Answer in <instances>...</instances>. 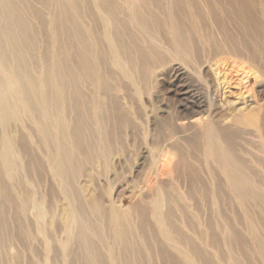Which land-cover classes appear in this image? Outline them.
Listing matches in <instances>:
<instances>
[{"label": "bare ground", "instance_id": "bare-ground-1", "mask_svg": "<svg viewBox=\"0 0 264 264\" xmlns=\"http://www.w3.org/2000/svg\"><path fill=\"white\" fill-rule=\"evenodd\" d=\"M116 1L117 3L113 0H76L77 8L71 9L72 14L76 15V21L71 15L69 17L66 14L65 9L59 8L57 11L61 19H68L70 24L73 25L71 34L81 49L89 47L87 43V30H91L98 37L100 48L94 41L90 44L94 55L89 57V54L84 52H81L79 55H82L81 62L83 63L88 62L85 55L90 59L89 62L93 65L92 85L100 86L97 91L95 90V101L97 103L93 104L94 107L92 109V132L95 136L91 151L94 155H97L96 159L104 161L105 165H107L108 156L110 155L109 146L113 145L116 139L113 137L115 140H111L109 136L111 128L106 125L108 123L102 124L101 117L104 118L105 114H112L114 117L116 115L114 112L111 113L108 102L117 101V98L111 93L112 90L116 89V86L125 90L123 87L124 80L120 74L136 90L137 85L136 77L134 76L133 60L131 59L132 55L140 60L141 79H145L153 72L154 67L164 60L162 53H157V51H151V58H148L141 49L143 46L138 43L139 41L135 39V36L131 35L128 29L124 31L120 26L122 21L127 20L130 23L133 22L141 26L142 30L149 33L148 29L150 28H147L144 24L143 18L138 11L139 7H145L143 4L145 0ZM64 2L71 4L69 0H65ZM86 17H89V23H86ZM8 27L11 32H5V34L11 37L12 30L10 26ZM135 27L137 26L135 25ZM168 29L172 42L177 46V49H173L176 57L174 58L176 60L181 58L178 60L179 62H175L173 70L181 76L186 75L187 82L185 88V91H187L185 97L187 104L185 103L184 108L176 112V118L187 119L188 123L180 125L176 123V126L169 125L166 135L159 136L157 141H151V144L156 147L158 152L164 148H168L175 157L171 159L161 153L156 154L153 152V148L149 149V162L147 163L149 170L147 169L148 174L146 175L151 174L153 176H146V179L142 178L144 179L145 188L139 190L137 181H140L141 176L139 172H136L137 176L134 173L131 174L130 187L132 188L127 195L131 202L126 207H123V204H121L122 199H105L100 183H96L98 186L96 187V191L94 189L95 195L89 194L85 186L78 184L81 166L77 163V159L80 152L76 154L75 151H72L74 150V145L71 138L67 137L72 134V131L69 130L65 113L68 88L72 87H68L65 84L60 88V91L56 90L58 82L57 76L53 72L50 75L47 73L31 74L24 81L18 76V72L14 66H9L7 61L5 62L0 56V72L2 69L4 73H9L5 78L0 75V165L5 170V175L7 176L5 183L7 180L14 179L15 172L12 173L13 167L11 161L8 159V155L12 145L14 143L16 146L18 145L16 142L18 143V137L20 136L19 125L16 123L17 119L15 118L14 120V116L18 115V113L29 111L32 120L38 124V132L33 130L32 134L34 137L36 134L38 139L39 135H41V138L47 141L45 145L47 147L49 145L48 148L51 150L49 162L52 164L50 172L56 178V183L60 186L62 185V195H67L64 201L66 207L62 210L61 218H65L66 229L71 231V234L67 235L68 238H66L63 244H60L63 249L62 255L60 254L59 256V254L50 250L45 259L42 260L40 258V261H43L42 264H54L60 258L63 264H156V259L160 261V264H164V262H168L169 264H212L213 260L205 247L199 245L198 241L195 242L198 239L202 242L205 235L202 237L201 232H196L199 229H196L197 225L194 226L196 222L194 224L187 220L186 210L188 208L184 204L182 206L179 202L182 200L181 197L184 195V192L181 195V190L180 192L177 191V187H181L182 185L189 186L186 194H190L191 189H193L192 187L204 185L205 182H210L211 186L225 185L226 192L232 193L233 197L236 198V203L244 211L249 203L259 204L262 197L259 188H264V178L260 174H254L257 170L253 173L251 169L253 166L251 167L250 164L256 163L264 169V159H261V157L258 159L254 155L251 156V154L247 158H244V156L242 157L235 152V148L237 137H239L240 133L251 136L253 128L258 134L260 133L259 131H264V104H259L254 96L247 98L248 92L251 89H248L245 85L247 78L253 81L258 78L257 71L264 75V53L250 50L246 42L245 44H236L234 40L228 42L226 39L225 41L223 39L210 40L211 38L208 39L206 37L204 40L196 42L195 39L187 40L180 31L171 26ZM201 29L204 32V29ZM124 37H126V42L122 41ZM154 40L159 41V45L164 49L165 54L167 51H170L171 45L167 39L161 41L159 38H156ZM10 50L14 51L13 47ZM130 50L134 53L130 54ZM181 52H186L192 57L195 68L185 65V61L181 62L183 58ZM111 67L120 74H113L112 69L110 71ZM247 68L248 70L246 71L245 69ZM249 72L250 74L248 75ZM95 76L97 80L94 79ZM108 78L113 83L109 84ZM25 84L29 86L28 89L24 86ZM230 84L231 87L237 90L242 106L234 108L224 115L222 112H218L217 106L221 104L225 95L230 92V89H228L230 88ZM256 110L260 118L255 117L256 114L254 112ZM198 111H204L207 114L204 121L201 122V119H198L200 120L199 123L195 124L189 120V115ZM12 118L13 121H11ZM26 118L29 119L30 116L26 115ZM53 126H55V130L59 134H66V140L61 136H58L57 140L52 137V132L50 131ZM240 130H244V132H240ZM186 131L191 135L186 136ZM49 132L51 135H47ZM16 138L17 141L15 142ZM38 139L35 137V141H38ZM117 142L120 143L121 139ZM25 144L26 141L23 139L19 143L21 148ZM103 144H106V147L103 148ZM79 146L80 144H77V147ZM77 147L75 145L76 149ZM199 154L204 157V164H206L207 168L206 178L201 177L200 174L199 160L201 158L199 159L197 156ZM80 155L84 154L80 153ZM120 178H123L121 173L116 172L114 180L118 181ZM105 179L107 183H112L113 179L111 180L106 177ZM7 187V185H4L3 192L0 193V201L5 199L6 203L10 205L9 192L11 191L9 188L7 190ZM179 193L181 195H179L180 198L176 197ZM221 194H223V202L229 205L228 203L231 202L227 198L230 197L225 198L227 195L223 189H221L219 198ZM198 195H195V197L197 196L198 198ZM211 197L213 196L211 195ZM188 200H191L189 196ZM61 204L63 205L62 202ZM172 204L175 205V209ZM8 207L11 210L10 212L13 213L12 206ZM258 208L261 209V207ZM20 211H24V208H20ZM1 212L4 213L5 208H1L0 216L2 215ZM197 213L195 212V214ZM190 215H193V213ZM190 215H188V218ZM197 216L195 215L196 219ZM220 217L223 221V237L225 234V239L220 238L223 241L222 243L227 246L228 244H232L230 242L232 240L233 244L240 245L243 238L237 231V220L233 219L234 221H231L226 215ZM89 218L103 226L100 232L90 228L87 223V219ZM190 220H192L191 217ZM253 223L251 222V224ZM15 224L17 233L19 229H24L23 233L25 231L27 234L25 224L27 225L28 222L24 217L20 215L16 217ZM46 224L47 226L50 225L51 221H47ZM252 226L249 227L251 231H253ZM210 227L208 228L211 229ZM200 229L203 228L201 227ZM99 234L98 239L96 236ZM105 234L108 240L104 237ZM89 235L96 238L93 240ZM220 244L221 242L213 236L206 240L204 239L202 242L203 246L209 247H213V245L216 247ZM72 245L74 246L73 248ZM102 249H104L105 253H103ZM233 257L236 256L233 255ZM230 261L228 260V263ZM16 262H18V256H16ZM0 264H2V260H0ZM25 264L34 263L26 260Z\"/></svg>", "mask_w": 264, "mask_h": 264}, {"label": "rangeland", "instance_id": "rangeland-1", "mask_svg": "<svg viewBox=\"0 0 264 264\" xmlns=\"http://www.w3.org/2000/svg\"><path fill=\"white\" fill-rule=\"evenodd\" d=\"M64 1L0 0V56L5 62L7 61L9 66H14L18 72V76L24 81L31 74L47 73L50 75L53 72L57 76L58 88L56 90L60 91V88L65 84L68 87H72L68 88L65 113L69 130L72 131V134L67 136L71 138L74 145V150L72 151H75L76 154L79 152L84 154L81 156L79 153L77 159V163L81 166L78 184L85 186L89 194L95 195L94 189L96 191V187L98 186L96 183H100L105 199H122L121 204H123V207H126L131 202L127 197L132 188L130 187L131 174L134 173L137 176L136 172H139L141 176L140 181H137L139 190L145 188L144 179L148 176H153L151 174L146 175L149 168L147 165L149 162V149L153 148V152L156 154L161 153L171 159L175 157L168 148H164L158 152L156 147L151 144V141H157L159 136L166 135L169 125L176 126V123L179 125L188 123L187 119H184V121L176 118V112L183 109L185 103L187 104L185 99L187 82L186 75L181 76L173 70L175 62H179L178 60L181 58L175 59L173 49H177V46L172 42L168 28L171 26L177 29L187 40L195 39L198 42L204 40L206 37L208 39L211 38L210 40L223 39L225 41L226 39L228 42L234 40L236 44H245L246 42L250 50L264 53V0H145L146 3H143L145 7H139L138 11L143 18L144 24L147 28L151 29H148L149 33H146L141 29V26L133 22L130 23L127 20L121 22V28L124 31L128 29L131 35L135 36V39L139 41L138 43L143 46L140 47L148 58H151V51H157V53H162L164 60L155 66L153 72L145 79H141L140 60L132 55L131 59L133 60L134 76L136 77L138 90L137 88L135 90V87L131 86L130 82L118 71L112 67L110 68L113 74H120L124 80L123 87L125 90L116 86V89L111 91L117 98V101L108 102V106L111 113L114 112L116 114L115 117L112 114H105V119L101 117L102 124L108 123L106 125L111 128H109L111 140L114 141L116 139L114 144L109 146L110 155L108 156L107 165L104 164V161L96 159L97 155H94L91 151L95 136L92 132V109L94 107L93 104L97 103L95 101V90L97 91L100 86L92 85L93 65L90 64V59L85 55L88 62L83 63L81 62L82 55H79L81 52L89 54V57L94 55L90 44L94 41L99 47L98 37L91 30V32L87 30V43L89 47L81 49L78 46V43L71 34L73 25L70 24L68 19H61L57 12L59 8H63L66 14L69 17L71 15L76 21V15L72 14L71 9L77 8V2L76 0H69L71 2L69 4ZM113 1L117 3L116 0ZM85 20L86 23H89V17H86ZM8 26L12 30L11 37L5 34V32H11ZM201 28L204 29V32ZM153 38H159L161 41L167 39L170 42L171 49L166 52L167 55L159 45V41ZM122 41L126 42V37ZM12 47L14 51L10 50ZM129 53L132 54L134 52L130 50ZM182 57L181 62L185 61V65L195 68L192 57L186 52L182 53ZM245 70L247 71L248 68ZM7 74L9 73H4L1 69L0 75L3 78L7 77ZM256 74L258 78L255 81L246 79L245 85L248 89H251L248 92L247 98L254 96L259 104H264V75L258 71ZM94 79L97 80L96 76ZM107 81L109 84L113 83L110 78ZM24 86L27 89L29 88L26 84ZM228 89H230V92L225 95L221 104L217 106L218 112H222L224 115L230 110L232 111L234 108L242 106L237 90L231 87V84ZM254 113L256 114L255 117L260 118L257 110ZM206 114L204 111L192 113L189 115V120L198 124L200 121L198 119H201V122L204 121ZM26 115H29L30 118H26ZM15 118L17 119L16 123L19 125L20 136L18 137V143L16 142L17 138L15 140L18 145L16 146L14 143L8 155V159L11 161L13 167L12 173L15 172L13 180H7L5 183L7 176L5 175V170L0 165V193L3 192L4 185H7V190L9 188L11 191L9 192L10 205L6 203L5 199L0 201V211L1 208H5V212H1L2 215L0 216V260H2V264H25L26 260H30L34 264H42L43 261H40V258L42 260L45 259L50 250L59 254V256L60 254L62 255L63 249L60 244H63L66 238H68L67 235L71 234V231L66 229L65 218H61L62 210L66 207L64 201L67 195H62V185L60 186L56 183V178L50 172L52 164L49 162L51 150L48 148L49 145L48 147L45 145L47 141H44L41 135H39L38 139L36 134L35 137L40 142L35 141L32 132L33 130L38 132V124L32 120L30 112L18 113V115L14 116V120ZM11 121H13V118ZM50 132H52V137L55 140H57L58 136H61L64 140L67 138L66 134H59L55 130V126H53ZM50 132L47 135H51ZM240 132H244V130H240ZM259 132L258 134L253 128L251 136L240 133L239 137H237L235 152L242 157L244 156V158H247L251 154V156L254 155L258 159L260 157L264 159V131ZM185 135L189 136L191 134L186 131ZM22 139L26 141L23 148L19 145ZM119 139H121L120 143L117 142ZM77 144H80V146L77 147ZM102 147H106V144H103ZM197 156L199 159L201 158L199 160L197 157L200 161L199 169L201 177L206 178L207 168L206 164H204V157L200 154ZM250 165L251 167L253 166L251 168L253 173L257 170L254 174H260L264 178V169L256 163H253V165L251 163ZM256 167L257 169H255ZM116 172L121 173L123 178H120L118 181L114 180ZM82 173L83 175H81ZM105 177L114 181L112 180V183H107ZM201 186L192 187L194 190L191 189L190 194H186L189 186L185 185L179 186L180 188L177 187V191L180 192L181 190V195L184 192L183 194L187 197L182 195L183 198L181 197L182 200L179 199V202L182 206L184 204V206L186 205L185 207L190 208L186 210L187 220L194 224L196 222L194 226L197 225L196 229L199 228L196 232H201L202 237L205 235L203 241L213 236L221 242L219 246L215 247L213 245L215 247L213 248L203 246V241L201 242L199 239L195 240V242H199V245L205 247L213 260L212 264H238L239 262V264H263L264 239L261 238H264V230L261 229H264L262 228L264 226V188H259V192L263 194H261L262 197L259 204L249 203L244 211L238 206L236 198L233 197L232 193L226 192L225 185L211 186L210 182H205ZM221 189L227 195L225 198L230 197L227 198L231 202L228 203L230 206L223 202V194L219 198ZM180 193L176 197L180 198ZM195 195H198V198L202 199H198ZM188 196L191 202L188 200ZM60 197L61 200L59 201ZM219 200L221 201L219 202ZM172 205L175 209V205ZM8 206H12L13 213L10 212L11 210ZM258 207H261V209ZM20 208H24V211H20ZM196 208L199 211L194 210ZM195 212L198 213L195 214ZM192 213L193 215H190ZM18 214L28 222L27 225L25 224L27 231V234L24 231L25 238L24 229H19L17 233L15 221L16 217L19 216ZM188 215L194 220L193 222L190 220V217L188 218ZM195 215H198V220L195 218ZM222 215H226L231 221L237 220V231L243 238L242 243H240L241 246L233 244L232 240H230L232 244H228L229 246L222 243L223 241L220 238L225 239V234L223 237V221L220 217ZM201 220L203 222L206 221L203 223ZM47 221H51V224L48 226L46 224ZM200 221L201 223H199ZM251 222L255 224H251ZM259 222L260 224H258ZM87 223L90 228L99 232L102 229L101 227H103L91 218L87 219ZM250 226L253 227V231L249 230ZM201 227L203 229H200ZM206 227H210L211 229H207ZM89 236L94 240L96 237L99 239L100 234L96 237ZM104 237L108 240L106 234ZM102 250L104 251V249ZM233 255L236 257H233ZM16 256H18V262H16ZM60 259L55 261L54 264H63L62 259ZM228 260L231 261L228 263ZM156 261L160 264L158 259ZM157 262L156 264H158ZM164 264L169 263L164 262Z\"/></svg>", "mask_w": 264, "mask_h": 264}]
</instances>
